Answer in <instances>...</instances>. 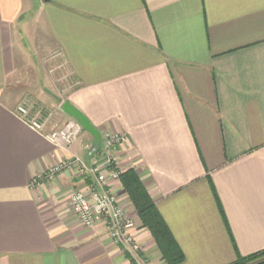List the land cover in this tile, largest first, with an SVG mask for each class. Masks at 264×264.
Returning <instances> with one entry per match:
<instances>
[{
	"label": "crops",
	"instance_id": "crops-1",
	"mask_svg": "<svg viewBox=\"0 0 264 264\" xmlns=\"http://www.w3.org/2000/svg\"><path fill=\"white\" fill-rule=\"evenodd\" d=\"M65 101L101 136L126 135L114 153L147 187L181 264L264 249V0H0V264H132L103 225L69 210V191L91 178L32 186L95 143L84 131L56 146L16 112L25 104L49 132L71 118ZM110 183L149 262L166 264Z\"/></svg>",
	"mask_w": 264,
	"mask_h": 264
},
{
	"label": "built area",
	"instance_id": "built-area-1",
	"mask_svg": "<svg viewBox=\"0 0 264 264\" xmlns=\"http://www.w3.org/2000/svg\"><path fill=\"white\" fill-rule=\"evenodd\" d=\"M16 112L34 130L43 134L56 146L69 147L76 143L84 132L78 120L71 117L58 129L45 131L46 124L37 117H31L29 108L20 104ZM125 134L106 131L101 146L90 153L87 159L74 155L40 172L32 186H40L45 180H54L60 173L91 178L84 189L72 191L68 196V207L76 220L85 227L103 225L113 242L119 245L132 264H151L144 254L138 232H134L136 221L129 205L111 181L121 182V167L114 149L126 143ZM94 144L87 145L89 151Z\"/></svg>",
	"mask_w": 264,
	"mask_h": 264
},
{
	"label": "trees",
	"instance_id": "trees-1",
	"mask_svg": "<svg viewBox=\"0 0 264 264\" xmlns=\"http://www.w3.org/2000/svg\"><path fill=\"white\" fill-rule=\"evenodd\" d=\"M121 183L129 194L142 227L147 228L154 238L162 259L166 264L183 263L185 254L182 248L174 238L172 231L137 172L133 168L124 171L121 174ZM233 264H264V249L245 257L238 256L237 261Z\"/></svg>",
	"mask_w": 264,
	"mask_h": 264
},
{
	"label": "water",
	"instance_id": "water-1",
	"mask_svg": "<svg viewBox=\"0 0 264 264\" xmlns=\"http://www.w3.org/2000/svg\"><path fill=\"white\" fill-rule=\"evenodd\" d=\"M62 111L65 114L78 120L79 123L84 128V130H86L87 132L91 133L94 136L95 143L92 150L90 151V153H94L101 146L102 143V136L100 130L91 123V121L87 118V116L83 112H81L74 105H72L71 102L65 101L62 104Z\"/></svg>",
	"mask_w": 264,
	"mask_h": 264
},
{
	"label": "rangeland",
	"instance_id": "rangeland-1",
	"mask_svg": "<svg viewBox=\"0 0 264 264\" xmlns=\"http://www.w3.org/2000/svg\"><path fill=\"white\" fill-rule=\"evenodd\" d=\"M39 78H40L39 75H37V76L34 75V76H33V81H34V83H37V81L40 82ZM28 93L30 94V92H27V94H28ZM84 131H85V130H84ZM75 190H77V189H72V190H70V191H69V194H70L72 191H75ZM68 196H69V195H68ZM121 249H122V248H121ZM122 251H123V250H122Z\"/></svg>",
	"mask_w": 264,
	"mask_h": 264
}]
</instances>
